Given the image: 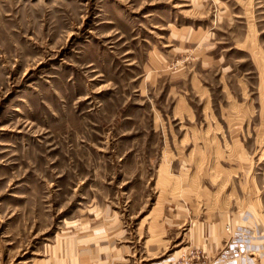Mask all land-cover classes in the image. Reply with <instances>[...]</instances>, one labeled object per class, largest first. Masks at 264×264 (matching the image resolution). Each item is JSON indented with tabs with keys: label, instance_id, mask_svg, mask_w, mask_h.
Here are the masks:
<instances>
[{
	"label": "rangeland",
	"instance_id": "374dc122",
	"mask_svg": "<svg viewBox=\"0 0 264 264\" xmlns=\"http://www.w3.org/2000/svg\"><path fill=\"white\" fill-rule=\"evenodd\" d=\"M0 264H264V0H0Z\"/></svg>",
	"mask_w": 264,
	"mask_h": 264
}]
</instances>
